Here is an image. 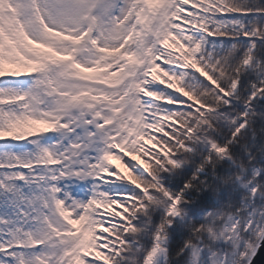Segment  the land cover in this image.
Wrapping results in <instances>:
<instances>
[{"label": "snow or ice", "instance_id": "snow-or-ice-1", "mask_svg": "<svg viewBox=\"0 0 264 264\" xmlns=\"http://www.w3.org/2000/svg\"><path fill=\"white\" fill-rule=\"evenodd\" d=\"M264 0H0V264H254Z\"/></svg>", "mask_w": 264, "mask_h": 264}, {"label": "water", "instance_id": "water-1", "mask_svg": "<svg viewBox=\"0 0 264 264\" xmlns=\"http://www.w3.org/2000/svg\"><path fill=\"white\" fill-rule=\"evenodd\" d=\"M254 264H264V247L261 248V253L257 257V261Z\"/></svg>", "mask_w": 264, "mask_h": 264}]
</instances>
